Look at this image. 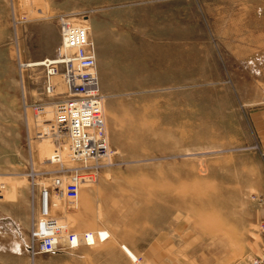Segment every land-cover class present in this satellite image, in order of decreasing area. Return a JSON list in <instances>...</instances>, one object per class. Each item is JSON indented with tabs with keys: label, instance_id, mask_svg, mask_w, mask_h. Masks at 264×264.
Here are the masks:
<instances>
[{
	"label": "rangeland",
	"instance_id": "rangeland-1",
	"mask_svg": "<svg viewBox=\"0 0 264 264\" xmlns=\"http://www.w3.org/2000/svg\"><path fill=\"white\" fill-rule=\"evenodd\" d=\"M63 13L96 44L112 150L98 181L54 210L64 227L152 264L260 254L264 0H0V264L57 263L32 252L30 175L46 182L54 150L67 154L52 126L61 95L45 93L42 66L21 65L42 61L53 31L38 25Z\"/></svg>",
	"mask_w": 264,
	"mask_h": 264
},
{
	"label": "built area",
	"instance_id": "built-area-1",
	"mask_svg": "<svg viewBox=\"0 0 264 264\" xmlns=\"http://www.w3.org/2000/svg\"><path fill=\"white\" fill-rule=\"evenodd\" d=\"M57 21L61 41L56 55L42 60L40 66L45 71V93L48 96L61 95L54 103L52 126L65 128L68 150L67 154L54 150L48 161L56 168L48 171L46 182L36 179L37 172L30 175L34 210L31 245L32 252L38 254L76 250L82 245L93 246L109 238V234L85 232L82 235L69 231L54 213L60 201L76 203L82 188L95 184L100 171L112 159L96 44L87 23L78 22L65 13L59 15ZM58 75L62 88L54 80ZM4 188V183H0V197ZM259 230L264 235V217ZM127 255L132 264H152L140 255ZM247 264H264V246L260 254L250 258Z\"/></svg>",
	"mask_w": 264,
	"mask_h": 264
},
{
	"label": "crops",
	"instance_id": "crops-1",
	"mask_svg": "<svg viewBox=\"0 0 264 264\" xmlns=\"http://www.w3.org/2000/svg\"><path fill=\"white\" fill-rule=\"evenodd\" d=\"M38 26L42 30L45 28H51L53 31V40L46 47H42L36 52L35 59L43 60L45 58H51L55 55V49H57L61 41L59 25L53 18L50 19V21H46V23H39ZM151 251L152 248L150 247L149 252L151 253ZM156 252L159 253L158 256L160 260L164 259L162 249H156ZM14 255L18 257L27 256V258H29L26 253H15ZM1 257L2 255L0 256V259H2ZM48 258L49 261H56V264H131L125 251H93L89 249V246H82L77 250H71L69 252L51 253L48 255ZM3 259L6 258L3 257ZM29 260H31V258H29Z\"/></svg>",
	"mask_w": 264,
	"mask_h": 264
},
{
	"label": "bare ground",
	"instance_id": "bare-ground-1",
	"mask_svg": "<svg viewBox=\"0 0 264 264\" xmlns=\"http://www.w3.org/2000/svg\"><path fill=\"white\" fill-rule=\"evenodd\" d=\"M83 22H85L84 20H83ZM86 23V22H85ZM57 49H58V47H57ZM56 50V49H55ZM56 52H57V50H56ZM41 61H38V62H29V63H22V67H29V66H40L41 65ZM67 141H68V139H67V133H66V142H65V145L68 147V145H67Z\"/></svg>",
	"mask_w": 264,
	"mask_h": 264
}]
</instances>
